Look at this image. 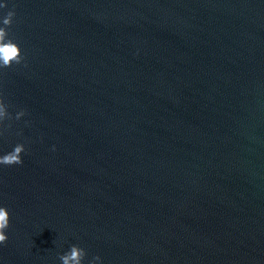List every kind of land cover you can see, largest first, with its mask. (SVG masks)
Masks as SVG:
<instances>
[{"label": "water", "instance_id": "1", "mask_svg": "<svg viewBox=\"0 0 264 264\" xmlns=\"http://www.w3.org/2000/svg\"><path fill=\"white\" fill-rule=\"evenodd\" d=\"M0 4V264H264V0Z\"/></svg>", "mask_w": 264, "mask_h": 264}, {"label": "clouds", "instance_id": "2", "mask_svg": "<svg viewBox=\"0 0 264 264\" xmlns=\"http://www.w3.org/2000/svg\"><path fill=\"white\" fill-rule=\"evenodd\" d=\"M4 7H6V5L0 4V8ZM14 15V11L7 12L6 17L2 21L4 27L0 28V69L10 68L13 64H20L22 61L18 45L11 39H6L7 32L5 29L11 25ZM24 115L25 112L20 111L16 114L15 119L19 120ZM6 119L10 120L12 117L7 112V105L2 99H0V124H2ZM24 151V146L22 144H17L11 152L0 156V166L11 167L13 165H21V154ZM8 227V211L4 207H0V245H4L7 241L5 232ZM85 257V250L73 245L70 247L68 252L60 255L58 258L61 261V264H82ZM99 259V257H93V264L99 261Z\"/></svg>", "mask_w": 264, "mask_h": 264}]
</instances>
